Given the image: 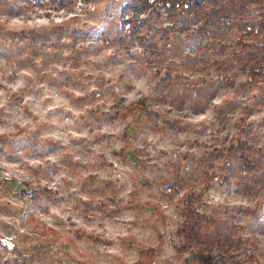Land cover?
Returning <instances> with one entry per match:
<instances>
[{"label":"rangeland","instance_id":"374dc122","mask_svg":"<svg viewBox=\"0 0 264 264\" xmlns=\"http://www.w3.org/2000/svg\"><path fill=\"white\" fill-rule=\"evenodd\" d=\"M129 1L0 0V264H264V31Z\"/></svg>","mask_w":264,"mask_h":264},{"label":"trees","instance_id":"16d2710c","mask_svg":"<svg viewBox=\"0 0 264 264\" xmlns=\"http://www.w3.org/2000/svg\"><path fill=\"white\" fill-rule=\"evenodd\" d=\"M45 1L41 0V2ZM51 1L55 5H61L70 0ZM247 1L252 0H235V2L234 0H152V3L147 2V0H130L125 5L124 12L129 13L126 20H128L129 26L131 25L132 27L137 22L143 23L145 21V17H141V14L146 12L147 7L155 10L156 15L174 19L171 25L173 29H188L180 22L179 17L188 19L197 17L201 21L199 28L203 32H210L213 27L219 29L224 25L235 24L239 29L236 39H234L235 45L246 48L249 45L248 37H257L261 31H264V17H261L257 22L242 20L238 11ZM246 68L248 70L246 77L249 79L248 81L256 82L258 76L262 73V69H264V45L257 49L256 52L248 54ZM242 146L243 142L235 137L230 140L228 147L225 149L231 150L233 147L240 148ZM244 158H246V155ZM193 248H195L192 251L195 264H240L233 259L225 260L219 251L213 252L211 249L207 250L200 247Z\"/></svg>","mask_w":264,"mask_h":264}]
</instances>
